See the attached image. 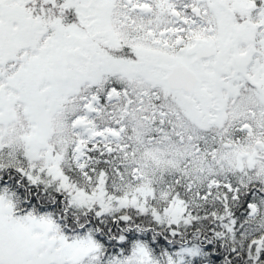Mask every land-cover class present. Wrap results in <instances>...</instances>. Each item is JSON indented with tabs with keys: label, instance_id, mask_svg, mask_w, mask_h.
Segmentation results:
<instances>
[{
	"label": "snow or ice",
	"instance_id": "snow-or-ice-1",
	"mask_svg": "<svg viewBox=\"0 0 264 264\" xmlns=\"http://www.w3.org/2000/svg\"><path fill=\"white\" fill-rule=\"evenodd\" d=\"M0 264H264V0H0Z\"/></svg>",
	"mask_w": 264,
	"mask_h": 264
}]
</instances>
